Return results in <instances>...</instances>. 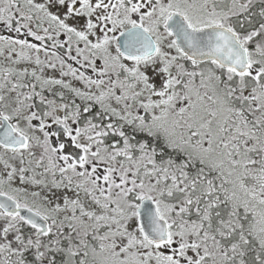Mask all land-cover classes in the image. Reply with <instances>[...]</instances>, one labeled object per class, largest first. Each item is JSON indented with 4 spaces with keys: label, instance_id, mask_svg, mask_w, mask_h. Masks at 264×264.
I'll return each mask as SVG.
<instances>
[{
    "label": "snow or ice",
    "instance_id": "6c2138e0",
    "mask_svg": "<svg viewBox=\"0 0 264 264\" xmlns=\"http://www.w3.org/2000/svg\"><path fill=\"white\" fill-rule=\"evenodd\" d=\"M0 264H264V0H0Z\"/></svg>",
    "mask_w": 264,
    "mask_h": 264
}]
</instances>
